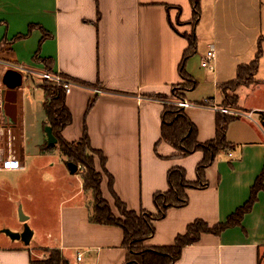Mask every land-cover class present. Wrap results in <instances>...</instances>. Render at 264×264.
<instances>
[{
  "label": "crops",
  "instance_id": "1",
  "mask_svg": "<svg viewBox=\"0 0 264 264\" xmlns=\"http://www.w3.org/2000/svg\"><path fill=\"white\" fill-rule=\"evenodd\" d=\"M177 6L179 11L173 8ZM200 6L194 25L190 0H0V98L11 130H19L25 142L27 92L39 91L41 80L10 64L80 81L66 94L72 123L62 130V137L76 142L86 131L91 147L105 157V172L100 159L95 158V166L102 173V196L115 215L119 213L113 193L128 210L155 213L153 195L168 190V171L181 167L186 179L194 182L203 159L200 151L176 156L179 152L161 140L166 100L158 97H170L182 82L178 68L188 47L184 35L195 33V54L201 62L209 47L216 53L207 77L205 73L195 78L193 57L185 65L196 86L184 91L183 99L192 104L184 111L197 128L200 143L215 137L216 113L225 108L219 87L236 78L239 65L254 59L257 41L264 38L262 23L258 25L264 0H200ZM206 6L212 17L208 34ZM253 17L258 22L253 24ZM243 29L250 34L247 41L251 38L245 58ZM206 39L207 49L200 53L198 47L206 46ZM199 86L205 91H196ZM235 111L240 114L226 132L232 147L221 151L206 169L208 185L188 189L185 206L172 207L154 221L146 246L173 244L195 220L209 226L225 222L248 200L264 167V129L252 115L260 117L264 106H245L238 97ZM26 154L17 170L24 169ZM14 170L0 167V172ZM84 193L86 197L77 200ZM28 200L34 196L28 195ZM92 202L91 191H85L81 181L75 192L60 198L54 215L48 204L42 218L27 212V218H38L46 230L32 224V242L27 245L0 232V264L45 260L53 249L67 264H124L128 251L122 246V229L91 222ZM0 229L22 231L23 225ZM174 264H264V188L239 225L218 234L202 233L182 248Z\"/></svg>",
  "mask_w": 264,
  "mask_h": 264
},
{
  "label": "trees",
  "instance_id": "2",
  "mask_svg": "<svg viewBox=\"0 0 264 264\" xmlns=\"http://www.w3.org/2000/svg\"><path fill=\"white\" fill-rule=\"evenodd\" d=\"M190 4L193 13V24L195 25L201 13L200 0H190ZM184 36L187 39L188 47L183 53L178 68L182 82L173 87V97H158L166 100L161 115V140L179 152L176 156H188L196 151H200L203 153V159L197 165V180L194 182L186 179V172L181 167H173L168 171V190L156 192L153 195V203L156 208L155 213L144 209L138 212L128 210L114 193V204L119 216L113 213L112 207L102 196L100 189L102 174L96 172L95 158H93L92 154L98 155L104 172L105 157L101 152L91 147L86 131H84L83 137L76 142H68L62 137V130L72 123V116L65 105V91L56 86V83L53 81L45 79L40 81L39 86L43 91V106L46 113L45 124L51 126L53 135L57 140L56 144L60 147L61 152L73 163L85 169L82 178L83 188L85 191H91L93 197L90 208V221L116 225L122 229V246L128 251L124 264H174L179 259L182 248L195 243L202 233L218 234L227 228L239 225L244 215L252 209L258 192L264 188L263 167L260 175L251 187L248 200L237 208L225 222L209 226L202 220H195L187 226L183 234H179L175 238L173 244L162 247H148L145 245V241L154 234V221L163 219L167 211L172 207L185 206L188 200V189L204 188L208 185L205 180V171L212 165L216 156L221 151L232 147V144L226 138V132L229 124L238 118V115L226 114L224 112L216 113L215 137L209 141L200 143L197 140L196 126L190 121L181 107L173 104V101L183 99L185 90L193 89L196 86V81L186 72L185 65L187 60L196 53L197 38L195 33L185 34ZM263 53L264 40L259 38L254 59L248 64L239 65L236 71V78L219 87L222 95V106L237 110L238 96L234 91L240 86H250L255 82V76L259 69V61ZM71 81L78 85L82 84L75 79ZM260 118L264 119V113H260ZM44 144V151L52 149V146L47 145V139ZM79 169L78 166L77 172H79ZM30 264L67 263L61 252L53 249L50 251L48 259H31Z\"/></svg>",
  "mask_w": 264,
  "mask_h": 264
},
{
  "label": "rangeland",
  "instance_id": "3",
  "mask_svg": "<svg viewBox=\"0 0 264 264\" xmlns=\"http://www.w3.org/2000/svg\"><path fill=\"white\" fill-rule=\"evenodd\" d=\"M173 8H176L178 11L180 10L178 6ZM258 21L259 24H257L259 26L260 23H262V30L264 33V17L259 15ZM258 21L253 17V24ZM211 23L210 6H206V34L210 33ZM247 32L248 30L243 29L244 34L242 38L244 43L242 44V55L244 58L248 55L247 53L251 48V38L248 41L246 39V37L250 36V34H246ZM261 39L264 40L262 37ZM208 42L209 41L206 39V46L204 44L198 47L200 53L206 51ZM198 54L192 56V61L197 70L195 78L201 79L203 74L206 73L207 77L211 72L208 68H203L201 66ZM256 81L259 82L253 83L250 86H241L237 89L239 102L245 106L246 104H260L264 106V53L259 61ZM55 85L58 86L57 84ZM196 91L205 90L199 86ZM27 94L28 106L24 123L25 142H23L20 131L15 129L11 130L10 135L4 133L0 139V167L3 169L7 168V166L10 167V162L13 164V167H16L13 168L16 171L0 172V226H22L25 223L31 228V226H33L32 224H38L40 230L43 229L42 232H44L46 226H43V222L36 217L27 218L25 222H23L20 218L21 213L27 217V212H30L32 216L37 215L42 218V212H45V208H47L48 204L49 209L52 210L54 215V212H58L60 198L68 197L78 189L82 181L80 178H83L85 169L78 165L80 168L79 172H77V174L70 173L67 162L72 161L61 152L58 144H53L50 151H44V143L46 140V125L44 123L46 122V113L43 106V91H41V89L35 92L29 91ZM29 97L33 100V104H31L30 99L28 100ZM170 97H173V95L171 94ZM258 114L259 113H254L252 119L264 129V119L262 120ZM24 153H27L25 167L23 170H17L22 168V164H24ZM92 155L93 158L99 159L97 154ZM95 170L102 174L98 168L95 167ZM28 195L32 198L34 196V200L29 201ZM85 197V193L81 194L77 200L81 198L84 199ZM8 198H10L11 201ZM41 201L46 202L45 206H42ZM47 217V215H44V219H47ZM4 230L5 229H0V232L4 233ZM30 242H32V240ZM49 255L50 254H48V256ZM35 260H37V258Z\"/></svg>",
  "mask_w": 264,
  "mask_h": 264
},
{
  "label": "built area",
  "instance_id": "4",
  "mask_svg": "<svg viewBox=\"0 0 264 264\" xmlns=\"http://www.w3.org/2000/svg\"><path fill=\"white\" fill-rule=\"evenodd\" d=\"M215 57H216V53H215L214 48L209 47V49L205 52V55L202 59L201 66L204 68L213 69V63H214ZM10 66L19 68L21 70H25L26 72L31 73V75L34 74V76H36V78L40 80L45 79V80H50V81L55 82L61 89L65 91V94H68L71 91L73 86L78 85L69 79H66L59 75H54L50 72H33L31 70H28L25 67L14 65V64H10ZM173 104L181 107L183 110H186L190 106H192V104L186 101L185 99L176 100L173 102ZM220 111L226 114H232V115L240 114L239 112L233 109H228V108H222L220 109ZM247 116L250 117L249 115ZM11 129H12L11 124L9 123L8 118L5 115V112L3 109V102H2V99L0 98V139L4 133H7V135H10ZM230 156H231V153H230ZM9 164H10V167L7 166V169L16 168V167H13V164L11 162ZM78 259H80V255L78 256Z\"/></svg>",
  "mask_w": 264,
  "mask_h": 264
},
{
  "label": "water",
  "instance_id": "5",
  "mask_svg": "<svg viewBox=\"0 0 264 264\" xmlns=\"http://www.w3.org/2000/svg\"><path fill=\"white\" fill-rule=\"evenodd\" d=\"M45 133L47 137V145L52 146L53 144H56L57 140L55 136L53 135L52 128L50 125L45 126ZM67 167H68L69 172L72 174H75L78 171V165H76L73 162H70V161L67 162ZM20 218L23 222H25V220L27 219V217L24 216L22 213H21ZM4 233L8 235L11 239L20 240L26 245L30 243L32 235H33L32 230L25 223L23 225L22 231H10V230L5 229Z\"/></svg>",
  "mask_w": 264,
  "mask_h": 264
}]
</instances>
